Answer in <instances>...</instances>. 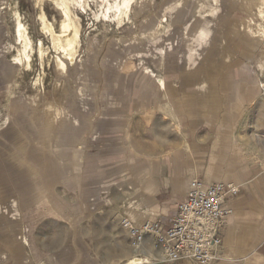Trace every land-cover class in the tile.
<instances>
[{"label":"crops","instance_id":"crops-1","mask_svg":"<svg viewBox=\"0 0 264 264\" xmlns=\"http://www.w3.org/2000/svg\"><path fill=\"white\" fill-rule=\"evenodd\" d=\"M137 1L88 42L75 110L46 119L51 137L32 115L0 116V264H63L68 237L99 219L85 205L108 203L127 174L145 220L125 215L165 227L196 180L224 183L233 212L212 264H264V0ZM142 248L145 264H197L167 260L151 237Z\"/></svg>","mask_w":264,"mask_h":264},{"label":"rangeland","instance_id":"rangeland-1","mask_svg":"<svg viewBox=\"0 0 264 264\" xmlns=\"http://www.w3.org/2000/svg\"><path fill=\"white\" fill-rule=\"evenodd\" d=\"M93 1L87 13L82 11L79 6L73 7L82 37L77 46L74 61L71 63L70 55L56 50L51 36L42 30V13L47 15L57 31L60 30L63 16L51 1L0 0V98L3 102L0 106V116L9 113L11 115L13 110H16L19 116L25 120H28L32 115L38 122L31 127L35 129L36 126L35 130L38 133H43L46 130L48 137H51L50 130H54L55 125L46 122V119L52 121L56 115L60 116L62 110L66 108L70 111L75 110L77 77L82 61L87 55L88 42L92 41L94 37H101L104 33L107 35L109 31L120 30V26L131 19L130 14V18H123L124 20L120 23L117 20L97 21L94 14L101 13L104 7L100 5L101 1ZM12 7H15L19 14L21 13L22 19L29 27L34 39L33 49L30 51L31 65L25 59L23 61L15 59L22 56L23 43L16 34L19 18ZM167 21L168 16L162 18V22L166 23ZM40 40L43 41L46 50L43 59L39 53ZM59 60H63L67 64L66 69L60 67ZM78 61H81L80 64ZM14 102H16L15 107L13 106ZM1 126L0 123V128ZM22 126L23 131H27L29 128V124ZM125 165L126 163L121 166ZM122 174H125V171L114 172V175L118 177ZM129 176L130 174H127L121 179L111 182V184H116L118 189L103 191L104 195L109 196L108 203L101 201L99 204L85 205V207L91 206L90 211L95 215L93 218L98 217L99 219L92 226L82 229L79 235L68 237L69 244L66 245L68 250L64 252L66 256L64 254L63 261H61L63 264H126L129 258L136 254H144L142 253L143 248L142 250L134 249L128 232L121 225L122 218L126 216L125 209L121 208L125 203L128 205L136 199L128 200L131 192L133 195L136 193L135 187L132 189L129 187L123 189L122 187L124 180ZM125 195L127 197L124 198ZM139 203L130 204L138 206ZM127 211L130 209L128 208ZM174 214L175 211L171 209L169 215L164 219L169 220ZM139 219L143 220L144 218L143 216L136 218L138 221ZM109 221L112 225L117 224L114 235H109L107 229L102 226ZM37 239L39 240V237ZM53 242L54 246L61 243V236H54ZM125 256L127 257L126 261H124Z\"/></svg>","mask_w":264,"mask_h":264},{"label":"built area","instance_id":"built-area-1","mask_svg":"<svg viewBox=\"0 0 264 264\" xmlns=\"http://www.w3.org/2000/svg\"><path fill=\"white\" fill-rule=\"evenodd\" d=\"M226 185L220 181L206 184L196 180L186 198L178 204V212L170 226L158 221L137 223L125 216L122 227L128 232L134 249H142L147 237L169 261H194L212 264L222 259L221 223L233 210L222 203ZM232 194L237 188L229 186Z\"/></svg>","mask_w":264,"mask_h":264},{"label":"bare ground","instance_id":"bare-ground-1","mask_svg":"<svg viewBox=\"0 0 264 264\" xmlns=\"http://www.w3.org/2000/svg\"><path fill=\"white\" fill-rule=\"evenodd\" d=\"M49 1H51L56 6V8H58L61 11L62 13L61 16H63V18L61 19L60 22V30L57 31L54 24L47 18V15L45 13H42L41 15L42 25H43L42 30H44V32H46L51 36L55 49L59 50L60 52H63V54L64 53L69 54L70 55L69 59L71 60V63H73L75 58V53L77 52V46L80 44L82 37L81 30L78 25L79 21L77 23V20L75 18V16L77 15L74 12L73 7L79 6L82 9V11L87 13V10L91 8V4L94 1L93 0H49ZM97 1H101L100 5L104 7L101 13L99 12L94 14V18L97 21L103 19L106 21L117 20L118 23H120L122 20H124L123 18L126 19L130 18L129 15L131 14V10L133 9L132 8L133 4L137 0H97ZM12 9L15 10L16 16H18L19 18L16 34L19 40L23 43V53L21 54L22 56H18L15 59L19 61H23V59H25L28 61L29 65H31L32 58L30 51H32L33 49L34 39L31 36L29 27L23 21L21 13L19 14V12L15 7H12ZM39 53L42 59L46 55V50L44 48V44L42 40H40L39 43ZM59 61H60V67L66 69L67 64L63 60H59ZM126 204L127 203H125L121 209L124 208L125 214L128 212V214L131 217L136 218V216L140 213L139 212L140 207L132 206L130 203H128V205ZM128 208L130 209V211H127ZM142 253L144 254H136V256L129 258L126 264H145L150 259V257H145V256H153L150 253V251H146V252L142 251Z\"/></svg>","mask_w":264,"mask_h":264}]
</instances>
